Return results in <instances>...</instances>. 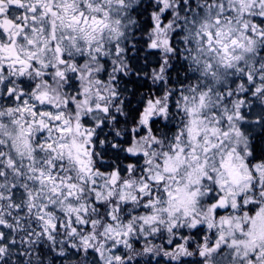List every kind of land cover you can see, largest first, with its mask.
I'll return each instance as SVG.
<instances>
[{
    "label": "snow or ice",
    "instance_id": "snow-or-ice-1",
    "mask_svg": "<svg viewBox=\"0 0 264 264\" xmlns=\"http://www.w3.org/2000/svg\"><path fill=\"white\" fill-rule=\"evenodd\" d=\"M0 264H264V0H0Z\"/></svg>",
    "mask_w": 264,
    "mask_h": 264
}]
</instances>
